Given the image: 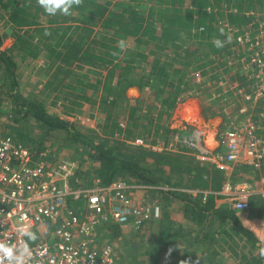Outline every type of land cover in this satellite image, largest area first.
Masks as SVG:
<instances>
[{
	"label": "rangeland",
	"instance_id": "374dc122",
	"mask_svg": "<svg viewBox=\"0 0 264 264\" xmlns=\"http://www.w3.org/2000/svg\"><path fill=\"white\" fill-rule=\"evenodd\" d=\"M116 1L125 2L127 4L130 2L129 0H114L113 2ZM210 2L211 4L206 8V11H208L211 16H214V27L218 30L220 29L219 34L221 35V39L226 40L228 32L226 33L225 28H221L220 23L223 22L228 27L232 25L230 15H235L237 9L224 3L219 6L215 4L216 1L214 2V0H210ZM31 3L38 5L37 0H29L28 4ZM134 4L136 5L135 10L140 9L143 11L146 22L150 23L152 20H156L157 23L160 21L154 14L155 11L153 8L156 2L140 0ZM248 4L249 3H247L246 6ZM251 6V9L242 12L250 13L255 9L259 11L258 15L263 19L264 6L260 7V4L256 3L251 4ZM189 7L191 8L194 6ZM155 9L157 11V8ZM230 9L233 11L232 14L228 12ZM74 10L75 8H73L70 15H60V18L66 19L67 21L73 20V22H71L72 26H82L75 23V21L76 19L82 21L83 15ZM241 16L249 20L248 16ZM49 17H51V15L42 16L40 20L45 23ZM130 17L132 19L134 15H130ZM129 21V28H131L133 23L131 20ZM119 26L120 24L111 28H105L101 24L92 26L93 33L91 34L87 46H90L92 52L101 59L96 61L94 66H85L82 62L76 61L72 62V65L67 66L53 59L50 60L47 56L49 53L44 50L48 45L55 44L61 37H50L45 31L35 32L33 28H30L32 30H25L17 27L13 28L8 23L7 16L0 20V35L3 37L1 50L6 52L14 51L16 62L19 65L18 80L20 89L26 97L42 103L52 114H56L72 122L82 133L108 140L110 146L112 145L115 147L114 149L116 151L118 150V152L122 154L134 156L138 155L140 153L139 150H141L152 152L156 155H177L176 157L179 158V161H175L177 162L175 164L176 169L180 171L185 170V174L184 177L181 178L177 175L172 180V183H177L179 187L170 188L174 192L180 191L182 193H190L192 196H194V193H191L190 190H207L206 188H191L189 186L190 177L187 175L186 171H192L195 175L199 173V171H205V175L212 174L217 177L220 176V174L223 177V173L216 170V168L210 170L209 164L205 160H198L193 156L194 153L185 150L184 147L189 144L188 135L191 134V136H193L195 130V127L188 126V124L199 121L198 114L200 111L203 115V126L200 128L204 127V129L201 130L203 131L202 137L208 139V143L215 140L214 132L217 130V123L220 122L218 125H221L222 122L225 121L228 113H232L233 111V104L231 101L235 98H231L230 96V99L225 96H220L221 88L217 84L219 80L216 81L219 76L226 74L225 71H223L224 67H221L222 62L215 61L213 65L204 66L207 61L215 58V53L213 49L209 46L207 47L206 43L203 41L200 42L203 46H198L193 41H186L189 39L187 37L180 40L177 38L175 46L170 45L169 48L166 47L164 50H159L157 45L161 44L162 47L163 42L159 43L157 37L151 41V39H153V37L151 38L152 33L146 36L141 34L134 37L130 36V34H125V36ZM156 30L160 33L159 29ZM172 30L177 31L176 26L173 25L171 31ZM197 30L203 31L204 27L200 26ZM185 32H187V30H185ZM190 32L191 34H195L194 29ZM222 32L223 35L221 34ZM158 33L157 36H159ZM80 34L82 33H75L74 35L77 37ZM69 35L70 34H66L64 40L67 39ZM206 35L209 36L208 32ZM174 38L175 37H173V39ZM218 38L220 37H212L210 42L213 43V41ZM25 39V43L21 44ZM121 39L127 42L128 47L124 52H116L115 49H119L118 41ZM187 42L192 43L191 47H189ZM188 49L190 51H196V53L188 52ZM153 50L157 51V53H152ZM128 51L144 52L145 54L151 55L149 57L150 61L160 58L161 62L177 65L184 71V66L187 67L188 64L190 68L187 71L186 83H189L191 86V80L195 78L200 79V81L196 80L195 90L185 91L181 96L182 99L181 97L177 99L178 101L166 122L162 120L158 122L159 117L157 118V113H153L156 119H152L153 124H150L148 127L151 129L150 132H144L145 129L140 128V126L138 129H135L128 122L130 108L141 105L142 100L144 101L142 104L144 109L152 106L153 92L150 88H146L143 91H140L137 87L128 88L126 90V102L120 103V107L119 104L117 106V93L114 91L112 93H107L103 88L106 73L117 63V60H113L114 58L108 56V54L119 53V55L124 57ZM28 52L37 53V56L23 58L22 55L19 54ZM73 54L77 57L76 51H74ZM81 58L82 53H79L77 59ZM182 61L185 62V65H179ZM142 67H145V65ZM215 67L216 70L214 69ZM118 71L117 69V76H119ZM197 72L200 73L197 74L199 77L194 75ZM114 83H116V81ZM8 89L6 79H4V70L0 67V131L11 134V128L16 125L12 121L14 110ZM203 89H208V91ZM209 99H212L213 102H210ZM142 117L143 125L147 127L149 124L148 120L150 121L151 119L150 117L145 118L144 115ZM231 117L234 118L236 115L234 114ZM158 123L166 124V126L173 125L175 128L170 130L175 132L177 140L179 139V143L182 147L179 143L178 146L166 147L163 145L159 140L160 137L157 136L156 127ZM179 124L184 125L178 128ZM20 128L30 137L29 140L34 139L31 140V142L32 144L34 142L36 147L39 148L38 145L41 146L40 143L43 141V146L39 151L48 153L51 162L56 163L59 159L69 158L80 163L85 171L98 168L96 162L92 161L87 149L79 143H75L71 139H68L65 134L54 133L49 136L44 135L42 129L36 126L34 122L26 123ZM180 140H183V142ZM173 148H176L178 152L173 153ZM156 155L153 156L154 160H156ZM146 162L148 166L153 163L152 159ZM198 193L199 192H197V195ZM159 196L163 210L165 211L166 209L165 212L169 213L168 219H164L168 224H164L163 228L160 227L158 223H150L145 229L135 233L125 234L123 231H118L114 228L104 231L101 234V238L105 243L114 245L118 260L117 264H209L212 262L213 259L211 257H205L206 253L209 252L210 254L216 255L218 251L210 248L211 244L207 241L205 235H207V231L213 230V228L216 229V226L207 225V229L203 231V227L195 226L192 222L191 209L186 203L178 199H173L172 202H165L166 198L160 194ZM200 196H202V194H200ZM179 214H182L181 219H179ZM171 222L173 225L168 228ZM224 238L225 236H223V240ZM232 243L235 251L241 254L243 248L240 244L237 247V241H233ZM221 244L222 243H220V245ZM226 246L227 245L224 247ZM230 252L232 256V249ZM258 252L259 251L256 250L254 254L257 255ZM220 261L219 263L222 264H231L234 259L225 255Z\"/></svg>",
	"mask_w": 264,
	"mask_h": 264
},
{
	"label": "built area",
	"instance_id": "2783aa9c",
	"mask_svg": "<svg viewBox=\"0 0 264 264\" xmlns=\"http://www.w3.org/2000/svg\"><path fill=\"white\" fill-rule=\"evenodd\" d=\"M250 13H243L249 18L246 24L220 23L232 39L223 47L226 74L216 81L220 96L235 98L233 111L216 125L211 143L202 137L200 111L199 121L188 124L195 130L184 148L205 160L210 170L223 173L219 190H190L194 197L202 194L206 202L214 195L228 203L237 215L246 216L264 242V217L252 214L264 201V18L255 9ZM199 72L194 75L199 77ZM48 155L0 131V240L17 247L27 241L31 255L24 264H117L114 245L101 238L106 228L135 233L163 218L158 195L173 191L170 187L127 180L105 185L98 177L83 176L77 161L62 158L54 163ZM204 178L212 186L214 176ZM21 229L35 233L37 239L28 241Z\"/></svg>",
	"mask_w": 264,
	"mask_h": 264
},
{
	"label": "trees",
	"instance_id": "16d2710c",
	"mask_svg": "<svg viewBox=\"0 0 264 264\" xmlns=\"http://www.w3.org/2000/svg\"><path fill=\"white\" fill-rule=\"evenodd\" d=\"M29 0H0V20L5 16L8 18V23L13 28H23L25 30H32L35 32L45 31L50 37H61L55 44H50L45 52H48V58L53 59L56 62L65 64L67 66L72 65V62H82L85 66H94L95 62L99 59L93 52L90 46H87L88 41L93 33L92 26L101 24L105 28H111L120 24L119 28L124 32L123 34H130V36H137L139 34L146 36L152 33L151 41L156 37L158 42H163L161 47L157 45L159 50L169 48V46H175L176 39L189 38L186 41H193L198 46H203L200 42H205L207 47L213 49L214 57L212 60L207 61L204 66L213 65L215 61H221L222 66L227 70V66L224 61L226 57V49H217L210 39L212 37H221L220 29L214 27V16H211L206 8L211 4L210 0H150L156 2L154 6L155 17H158L160 21L156 23V20H152L150 23L146 22L143 11L140 9L135 10L136 5L134 3L140 0H129L127 4L125 2H113L114 0H81L78 6H75L77 13L80 12L83 15L82 21L77 20L82 26H72L73 20L67 21L60 18V14L51 16L44 23L40 20L42 16H47L44 10L35 3L28 4ZM38 1V0H37ZM215 4L221 6L222 3L233 6L237 11L235 15H230V20L233 24H246L248 20L246 17H242L244 12L251 9V4H260V7L264 6V0H214ZM249 3L247 6L246 4ZM194 6V7H189ZM160 7V8H159ZM157 8V11L156 9ZM160 9V10H158ZM134 15V17H130ZM132 21L131 28L130 21ZM176 26L177 31H171L172 26ZM125 26V27H124ZM200 26L204 27L203 31L197 30ZM127 27V28H126ZM129 28V29H128ZM156 29H159L157 32ZM195 30V34H191V30ZM187 30V32H185ZM208 32V35L206 33ZM75 33H82L79 36H75ZM157 33L159 36H157ZM70 34L67 39L64 40V36ZM126 36V35H125ZM173 37H175L173 39ZM49 38V37H48ZM26 39L21 42L25 43ZM3 37L0 35V67L4 70V79H6L10 98L13 103L14 116L12 121L16 125L11 128L12 135L18 140L23 141L26 145L32 146L34 150H41L43 141L38 147L32 144L30 137L23 132L22 127L26 123L34 122L36 126L40 127L44 135H52L54 133H62L71 139L75 143H79L87 149L92 161H95L98 168L91 169L90 171L82 170V175L88 178L92 176L98 177L102 180L103 184L107 185L114 181L127 180L130 182L142 183L145 185L153 186H167V187H179L177 183H172V180L177 175L184 177L185 170L180 171L176 169L175 164L179 161L177 155H156L152 152H145L139 150L138 155L122 154L116 151L108 140H104L98 136H90L86 133H82L78 130L72 122L65 120L64 118L52 114L46 107L40 102L31 100L26 97L20 89L18 80L19 65L16 62L14 51L6 52L2 51ZM144 44V43H142ZM189 47L192 43L187 42ZM141 47V46H140ZM202 48V47H200ZM74 51L77 53L74 55ZM120 52V50L115 49ZM154 51V50H153ZM152 53L155 54L157 51ZM190 50L188 49V52ZM196 53V51H190ZM79 53H82V58L77 59ZM23 58L36 57L37 53H19ZM153 55V54H152ZM108 56L117 60L109 71L106 73V78L103 83V88L106 92L117 93V106L120 103H125L126 90L131 87H137L140 91L146 88H150L153 92V103L151 107L144 109L141 105L130 108L128 113V122L135 129L139 126L145 129L144 132H150L148 127L153 124V113H157L158 122L167 121L168 116L174 109L177 99H179L185 91L195 90L197 78L192 81V86L186 83L187 71L190 66H184L185 71L177 65H170L166 62H161V59L150 61V56L144 52H132L128 51L127 54L122 57L121 55L108 54ZM104 60V59H102ZM194 61V59H193ZM154 62V63H153ZM180 62V61H179ZM155 64V65H154ZM145 65V67H142ZM179 65H185V62L179 63ZM117 69L119 70V76H117ZM216 70V67L214 68ZM118 79V81H117ZM116 81V83H114ZM189 82V80H188ZM217 84H219L217 82ZM82 90V89H81ZM208 91V89H203ZM204 94V93H203ZM207 95V94H206ZM205 95V96H206ZM182 99V97H181ZM213 102L212 99H209ZM149 118V124L147 127L143 125V117ZM156 119V118H155ZM168 126V125H167ZM166 124H157V136L159 140L166 147L178 146L177 136L174 131H171ZM15 134V135H14ZM17 135V137H16ZM156 155V160L153 156ZM152 159V165L146 164V161ZM175 166V167H174ZM179 166V165H178ZM187 175L190 177L189 186L196 187L198 189L206 188L211 190H219L223 178L222 175L214 176L212 186L208 181L204 179L205 171H199L196 175L192 171L187 170ZM179 178V181H180ZM165 194V195H164ZM163 196L166 198L165 202H172L173 199L183 201L190 207L192 222L195 226L203 227L206 230V226H216V229L208 231L207 241L211 244V249H216L218 252L215 254L206 253L205 257H211L213 259L209 264H222L220 260L224 256H228L234 261L231 264H264V258L260 256L258 252L255 255V251H259V247L262 242L256 237L255 233L240 220L237 212L232 209L228 203H221L217 201L214 195H210L206 202H203L202 196L194 197L189 193H182L180 191L164 192ZM252 214L257 218L264 217V201L257 203ZM165 214V215H164ZM163 214V218L154 221L152 223L160 224V227H164V224L168 222L164 219H168V212ZM165 217V218H164ZM173 225L171 222L168 228ZM118 231L119 228H116ZM223 229V230H221ZM118 235V234H117ZM219 236V238H218ZM223 236H225L223 240ZM237 241V247L243 248V252L238 254L232 246V242ZM223 243V246L220 245ZM227 245L226 247H224ZM217 246V247H216ZM232 249V256H231ZM247 251V252H246ZM247 254V255H245ZM250 259H249V258ZM230 260V259H229ZM223 262V261H222Z\"/></svg>",
	"mask_w": 264,
	"mask_h": 264
},
{
	"label": "clouds",
	"instance_id": "9594fccd",
	"mask_svg": "<svg viewBox=\"0 0 264 264\" xmlns=\"http://www.w3.org/2000/svg\"><path fill=\"white\" fill-rule=\"evenodd\" d=\"M81 0H38L39 6L44 10L47 15L55 16L70 15L75 6L80 4ZM223 35V32L221 33ZM231 36L228 35L226 40L215 39L214 46L217 49L223 48L225 43L231 42ZM120 52L126 51L128 44L124 39L118 41ZM119 55V53H113ZM21 235L26 236L28 241H35L37 236L31 231L21 229ZM259 253L264 258V242L259 247ZM31 255V249L27 241L24 242L22 247H17L15 243L0 240V264H24V261Z\"/></svg>",
	"mask_w": 264,
	"mask_h": 264
},
{
	"label": "crops",
	"instance_id": "0c3cea01",
	"mask_svg": "<svg viewBox=\"0 0 264 264\" xmlns=\"http://www.w3.org/2000/svg\"><path fill=\"white\" fill-rule=\"evenodd\" d=\"M182 116V115H181ZM217 123V122H216ZM217 124H219V122L217 123ZM182 125H184V124H179L178 125V128L179 127H181ZM82 168V167H81ZM82 170H83V168H82ZM161 195V194H160ZM159 196V195H158ZM162 196V195H161ZM160 197V196H159ZM165 211H166V209H165ZM164 211V213H166ZM165 215V214H164ZM174 216V215H173ZM238 217L240 218V220L244 223V225L246 226V227H248L249 229H252V230H254V232L257 234V236L261 239L262 238V235H261V233L256 229V228H254V226L253 227H251V225L248 223V221L249 220H247V218H246V216H244V215H241V214H239L238 215ZM182 218V214H179V219H181ZM253 225V224H252ZM115 227H112V226H108V228H106V230L105 231H108V230H112V229H114ZM210 231V230H209ZM208 232V231H207ZM218 238H219V236H218ZM222 246H223V243L221 244Z\"/></svg>",
	"mask_w": 264,
	"mask_h": 264
}]
</instances>
